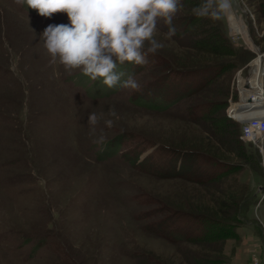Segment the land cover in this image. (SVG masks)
Returning <instances> with one entry per match:
<instances>
[{
	"label": "rangeland",
	"instance_id": "obj_1",
	"mask_svg": "<svg viewBox=\"0 0 264 264\" xmlns=\"http://www.w3.org/2000/svg\"><path fill=\"white\" fill-rule=\"evenodd\" d=\"M183 2L179 33L156 34L163 49L137 72L117 67L172 103L182 95L155 112L51 61L41 35L68 24L65 13L0 0V264H264L263 159L239 140L246 111L228 115L252 99L258 74L264 101V0H231L219 19L194 14L203 0ZM219 23L230 47L211 31ZM139 152L136 167L154 153L162 170L126 162ZM233 217L235 238L202 240L203 219Z\"/></svg>",
	"mask_w": 264,
	"mask_h": 264
},
{
	"label": "clouds",
	"instance_id": "obj_2",
	"mask_svg": "<svg viewBox=\"0 0 264 264\" xmlns=\"http://www.w3.org/2000/svg\"><path fill=\"white\" fill-rule=\"evenodd\" d=\"M38 15L51 18L65 13L68 24H49L41 38L52 62H59L71 73L79 71L92 81L100 79L107 88L139 91L134 74L117 71L118 64L128 62L143 66L149 54L155 55L165 45L156 39L163 24L166 37L173 38V23L183 9V0H17ZM231 8V0H203L193 9L201 18L219 19ZM40 38V39H41ZM115 116V111L112 112ZM93 112L88 124L96 125ZM106 123L111 126L112 121Z\"/></svg>",
	"mask_w": 264,
	"mask_h": 264
},
{
	"label": "trees",
	"instance_id": "obj_3",
	"mask_svg": "<svg viewBox=\"0 0 264 264\" xmlns=\"http://www.w3.org/2000/svg\"><path fill=\"white\" fill-rule=\"evenodd\" d=\"M183 4L185 5V2H183ZM173 23H174L175 26L177 25V26L180 27V25H181L180 23H176L175 20L173 21ZM213 30L216 31L215 37H221L222 38V39H219L222 42V46L223 47H225V46H229L230 47L228 41L226 43V40H228V39H226L224 37V32L220 29V23L217 26H215V27L213 26L212 29H211V31H213ZM178 33H179V31L177 32V34ZM211 34H212V32H211ZM211 34H210V37L211 36L213 37V35H211ZM216 42H217V40H215L212 43V47H213V45L215 47ZM159 59L161 60V58H159ZM159 59H157V60L159 61ZM147 60L149 61L148 58H147ZM131 68L134 69L136 67H135V65H133V66H131ZM134 72H137V71L134 69ZM156 86H158V85H156ZM147 89H148V93L151 95V99H149V100H147V98H146L147 97L146 96V90ZM131 95H132V98L130 100V103L131 104L136 105V106H139V107H142V108H146L148 110L155 111V112H164L166 110H169L172 106H174L175 104H177L179 102L177 100V97H181L182 96V95H179L175 99H172L173 100V103H172L170 100H168V98H171L170 95H161L160 93L155 94V91L152 88V86H149V85H147L145 83L141 84V89L139 91L131 90ZM167 96H168V98H167ZM140 98H142V100H143V98H146L147 101L146 102H142L140 100ZM153 100L156 103H158V104L156 105L155 103H152ZM150 102H151V104H150ZM194 109H195L194 112H198L197 111L198 110V107L197 108H194ZM200 109H203V107H199V110ZM236 123H238V126H236V131L238 133V137H239L240 142H243L245 144H248L250 147H254V148L257 149V147H255L253 144L246 143V142H244V141H242L240 139V135H241V124L239 122H236ZM151 146H153V144ZM155 149H156V147H155ZM257 151H258V149H257ZM140 154H141V152L137 153L134 158H128L126 160V162L131 163L132 166H134L137 169L139 167L140 170H142V171H147V170H159L160 171V170H162V169H157L156 168L157 165L159 163H161V160L158 159L154 155V153H150V155L146 156L145 159H144V161L142 163H140L138 165V167H136L135 166L136 165V161L138 160ZM172 154H173V157H175V158L177 157L176 160H180L179 161L180 162L179 163V166H177V170L175 171V173H173L176 176V175L180 174V172H181V169H182V167H181V159L182 158H180L179 156H177L176 155V152H172ZM147 163H151V166H145ZM172 169H173V167L171 168V170ZM193 171H195V170H193ZM166 172H168V170ZM162 174H163V176H167L166 173L165 174L162 173ZM202 175L203 174L201 173V176ZM217 176L218 175H216L215 173H213L211 175L210 174H206L203 179L205 181H212V180L215 181V179L216 180L219 179V177H217ZM238 214H239V212L235 216H238ZM232 219H233V221H227V222L224 221V223L215 222V221L214 222H209V220L203 219V221L205 222L206 226H208V224H209V226L204 231V233L202 235V240L203 241H214V240L216 241V240L223 239V238L226 239L227 237H233V238H235L236 237V233L234 231V227L235 226L232 224V222H234V220H236V218L233 217ZM173 223H175V222H172V224ZM43 239L44 238L40 239L37 244L40 245V246L43 245V243H44ZM188 241H193V239H189ZM199 242H200V239H199Z\"/></svg>",
	"mask_w": 264,
	"mask_h": 264
},
{
	"label": "built area",
	"instance_id": "obj_4",
	"mask_svg": "<svg viewBox=\"0 0 264 264\" xmlns=\"http://www.w3.org/2000/svg\"><path fill=\"white\" fill-rule=\"evenodd\" d=\"M230 118L235 119L232 107L228 111ZM241 124L240 139L246 143H251L257 147L264 164V117L249 118Z\"/></svg>",
	"mask_w": 264,
	"mask_h": 264
},
{
	"label": "bare ground",
	"instance_id": "obj_5",
	"mask_svg": "<svg viewBox=\"0 0 264 264\" xmlns=\"http://www.w3.org/2000/svg\"><path fill=\"white\" fill-rule=\"evenodd\" d=\"M14 29V28H13ZM17 30V29H16ZM20 30V29H19ZM18 32V31H17ZM16 32V33H17ZM20 33V32H19ZM256 78V80H255V82H252L253 83V85H252V90L251 91H254L253 92V95L251 96V98H252V102H251V104H249V105H253V108H255L254 106L255 105H258V106H264V101H262V99H260L261 97V95H259V92L261 93V90H262V87H261V74L259 75L258 74V76L257 77H255ZM244 86H247L248 87V83H244ZM241 89H243V88H241ZM255 89V90H254ZM252 93V92H251ZM256 94H258V96L256 95ZM244 99V98H243ZM244 104H246V105H248L247 103H245V101H244ZM241 104H236V105H232L231 107H232V110L234 109L235 110V113H234V110H233V113L235 114V115H239V116H241V113H240V111L239 110H241V109H239V106H240ZM243 106H245V105H243ZM263 108V107H262ZM250 109H251V107L250 108H248V109H246L245 111H246V117H248V118H252V117H255V118H262V117H264V115H262L263 113H262V110L261 111H258V113L256 114V115H251L250 114ZM248 110V111H247ZM247 118V119H248Z\"/></svg>",
	"mask_w": 264,
	"mask_h": 264
},
{
	"label": "water",
	"instance_id": "obj_6",
	"mask_svg": "<svg viewBox=\"0 0 264 264\" xmlns=\"http://www.w3.org/2000/svg\"><path fill=\"white\" fill-rule=\"evenodd\" d=\"M246 101H247V103L248 104H250L251 102H252V99H250V98H247L246 99ZM252 108V107H251ZM248 117H243V118H239L237 121L239 122V123H244L245 121H247L248 119H247Z\"/></svg>",
	"mask_w": 264,
	"mask_h": 264
},
{
	"label": "crops",
	"instance_id": "obj_7",
	"mask_svg": "<svg viewBox=\"0 0 264 264\" xmlns=\"http://www.w3.org/2000/svg\"><path fill=\"white\" fill-rule=\"evenodd\" d=\"M243 105H244V104H242L241 107H240L239 109H241V110H246V109L250 108V107H248V106H243Z\"/></svg>",
	"mask_w": 264,
	"mask_h": 264
}]
</instances>
